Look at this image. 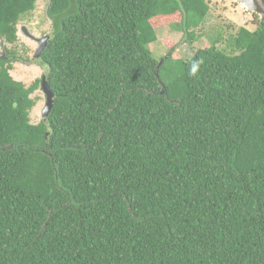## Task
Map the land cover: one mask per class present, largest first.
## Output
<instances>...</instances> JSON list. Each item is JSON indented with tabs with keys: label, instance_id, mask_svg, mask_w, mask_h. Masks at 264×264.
I'll return each mask as SVG.
<instances>
[{
	"label": "trees",
	"instance_id": "trees-1",
	"mask_svg": "<svg viewBox=\"0 0 264 264\" xmlns=\"http://www.w3.org/2000/svg\"><path fill=\"white\" fill-rule=\"evenodd\" d=\"M35 2L0 0V38L17 42ZM208 12L206 0H48L39 63L54 97L37 124L41 78L14 79L4 47L0 264H264V21L229 52L179 57L168 81L150 49L161 26L192 44Z\"/></svg>",
	"mask_w": 264,
	"mask_h": 264
},
{
	"label": "rangeland",
	"instance_id": "rangeland-1",
	"mask_svg": "<svg viewBox=\"0 0 264 264\" xmlns=\"http://www.w3.org/2000/svg\"><path fill=\"white\" fill-rule=\"evenodd\" d=\"M206 1L209 3V12L205 21L196 30L200 38L192 44H188L184 40L186 37L179 30L178 26L175 28L169 26L157 28V41L151 44L150 49L153 51V56L159 63L161 61L163 63L166 62V68L161 72L165 81L172 78V70L174 66H177L178 59L188 60L198 48L209 47L212 44L229 52L230 36H233L240 27H246L249 30H253L256 27L254 21L256 22L259 18L252 15L251 12H247L246 7L241 3H237V0ZM47 7L48 0H36L34 10L22 14L19 18L17 24V42L10 44L5 41L3 43L0 40V57L5 55V51L3 52L4 47L9 49V51L12 50L15 52L13 55L17 56L19 60L11 63L12 67L9 72L14 79L22 81L25 85H29L36 78H40L42 74H46L47 69L44 65L27 66L22 63L24 58L33 57V52L37 44L33 40L25 37L20 31V27L25 26L36 37L48 35L51 30V22L46 14ZM174 43L176 44L174 47L175 55L167 60V51ZM5 57L7 56L5 55ZM27 62L33 64L34 61ZM32 96L36 98V104L30 110L29 117L31 123L37 124L41 121V112L44 107L45 96L40 89L36 90Z\"/></svg>",
	"mask_w": 264,
	"mask_h": 264
},
{
	"label": "water",
	"instance_id": "water-1",
	"mask_svg": "<svg viewBox=\"0 0 264 264\" xmlns=\"http://www.w3.org/2000/svg\"><path fill=\"white\" fill-rule=\"evenodd\" d=\"M239 1L246 7L247 12L259 13L261 16V20H260L261 23L264 21V2H263V5H261V7L258 8V7L252 6L246 0H239ZM20 31L25 37H27L28 39L33 40L34 42L37 43V46L34 49V53H33V57L36 60L37 58L40 57L41 52L43 51V49L47 45L49 37H50L49 36L50 32L48 33V35H44L43 37H36L33 34H31L25 26H21ZM0 40L4 43L3 38H0ZM3 52H4V50H3ZM161 64H162V61L160 63H158L157 69L161 66ZM40 87H41V90L45 96V103H44V107H43L42 112H41V119H45L49 115V113L52 109L54 94H53L52 90L50 89V86L47 83L45 76H43L41 79Z\"/></svg>",
	"mask_w": 264,
	"mask_h": 264
},
{
	"label": "flooded vegetation",
	"instance_id": "flooded-vegetation-1",
	"mask_svg": "<svg viewBox=\"0 0 264 264\" xmlns=\"http://www.w3.org/2000/svg\"><path fill=\"white\" fill-rule=\"evenodd\" d=\"M246 1H248L252 6H254V7H258V8H260L261 7V5H263V0H246ZM237 3H241L239 0H237L236 1ZM242 4V3H241ZM47 9H48V7H47ZM263 9V8H262ZM46 13H47V11H46ZM251 14L252 15H254V16H257L258 18H259V20H261V16H260V14L259 13H257V12H251ZM256 27H257V25H256ZM255 27V28H256ZM254 28V29H255ZM253 29V30H254ZM37 44V43H36ZM34 53V52H33ZM17 60H19V58L17 59ZM31 60H33L34 62H33V64L31 63V62H27V61H31ZM40 62V57L39 58H37L36 60L34 59V57H31V58H27V59H25L24 58V60L22 61V63L24 64V65H27V66H30V65H38V66H41V64L39 63ZM43 76H45V74H42L41 75V79H42V77ZM38 89H40L41 90V87L39 86L38 87ZM37 89V90H38ZM42 91V90H41Z\"/></svg>",
	"mask_w": 264,
	"mask_h": 264
}]
</instances>
